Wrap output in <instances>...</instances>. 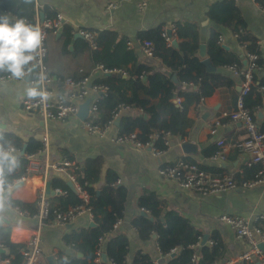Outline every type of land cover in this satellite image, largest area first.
<instances>
[{"label":"crops","instance_id":"1","mask_svg":"<svg viewBox=\"0 0 264 264\" xmlns=\"http://www.w3.org/2000/svg\"><path fill=\"white\" fill-rule=\"evenodd\" d=\"M216 1L219 0H35V4L39 11L36 17L40 18L41 13L44 18H59L61 27L63 24L69 25L71 29L80 28L94 34L101 30L115 31L129 40V46L134 48L139 61L147 62L151 57L143 53L138 33L156 26L185 20L199 25L201 43L205 44L209 29L215 27L222 33L220 37L222 45L229 50L240 52L234 33L215 25L207 16L210 5ZM141 2H145L146 6L139 7ZM234 2L241 10L247 31L256 37L264 62V7L255 0ZM108 3H113L115 6L106 8ZM61 27L55 32H49L45 39L47 48L45 61L53 79L49 88L55 99L65 94L62 78L70 76L80 79L83 76L91 83L103 73L99 64L91 59L90 49L82 48V44L85 42L88 44L84 38L75 37L74 34L66 45L67 51L61 48L59 33H56ZM89 47L92 48L90 45ZM155 63L157 67L163 68L160 62ZM262 71L259 73L260 76H264L261 74ZM26 76L24 79H2L0 76V134L16 137L24 147L29 140L41 142L46 130L48 149L38 158V167L29 172L27 181L21 182L18 186L16 184L19 182L14 183L12 187L0 192V227L10 228L11 242L26 243L27 246L29 238L38 234L39 264H48L49 256H53L54 263L57 264L56 258L59 254H70L71 248L63 237L72 229L89 225L90 220L86 213L79 214L68 225L58 224L51 218L47 220L45 226L38 228L36 218L15 210L9 198L32 204L36 202L38 195L44 192L51 201L55 196L66 194V187L73 192L78 191L82 198L81 190L77 189L65 173L50 165L68 158L72 164L74 162L82 166L87 159L100 157L101 177L91 190L95 192L100 190L106 175H116V182L127 189L123 216L115 231L124 233L128 238L129 253L126 257L128 264L137 250L151 251L155 255V238L153 237L149 242L142 241L132 224V220L140 216L142 211L137 206V197L145 190L157 195L165 210L177 212L200 230L202 236L207 234V243L211 244L210 238H215L216 243L223 247L220 263L258 262L254 260L255 256L249 260L241 259L242 254L249 249L248 243L238 237L228 225L217 220V216L220 214L242 216L250 224L258 223L264 228V182L254 187H245L241 184L218 194H201L195 190L181 188L176 180L161 177L158 173L159 167L172 165L184 156H188L200 167L213 173L234 172L244 163H248L249 153L231 148L227 144L244 135L245 130L241 121L224 116L236 109V99L241 87L239 76H232L234 82L232 87L217 89L210 96L203 98L200 102L201 117L195 119V110L189 113L193 116L194 124L186 129V139L171 137L169 146L158 155L153 154L148 148L116 145L105 138L91 134L82 129L81 120L77 116H67L60 120L43 119L39 115L25 111L21 100L29 96L27 90L30 88L32 74L29 80ZM183 85L187 86V84ZM86 98L93 102L96 94L89 91ZM128 112H131L129 106L121 109L117 117L120 118ZM256 112L257 122L261 123L264 120V107ZM214 120L220 121L216 127L211 125ZM116 132V126L113 124L110 134ZM219 139L225 142L222 157L213 158L215 152L205 157L204 152L207 149L214 146L220 149L216 144ZM182 140L197 144L198 154L185 155L180 149ZM53 178H60L64 187L53 188ZM69 181L74 190L68 186ZM0 264H6L5 260H0Z\"/></svg>","mask_w":264,"mask_h":264},{"label":"trees","instance_id":"2","mask_svg":"<svg viewBox=\"0 0 264 264\" xmlns=\"http://www.w3.org/2000/svg\"><path fill=\"white\" fill-rule=\"evenodd\" d=\"M255 1L264 7V0ZM7 12L14 13L17 18L23 17L29 23L34 22L39 13L35 0H0V14ZM207 16L215 25L234 33L236 43L241 49L239 52L225 48L220 41L222 33L211 27L205 42V51L213 66L217 68L215 72L206 71L201 62L199 25L189 20L175 22L177 48L167 46L161 26L138 33L141 41L150 40L153 43V57L147 62L139 61L134 48L128 45L129 40L113 30L96 32L94 48H90L86 42L82 44V48L90 49L91 59L96 64H102L103 69L109 71L117 68L126 71L123 76L104 70L101 76L91 82L92 85L105 86L106 90L95 101V111L89 119L90 123L103 126L113 119L117 109L129 106L131 112L121 115L116 125L117 136L134 134L139 142H153L155 148L165 150L168 146L160 139L153 140L152 135L167 132L171 137L186 139V129L194 124L190 111L195 110L201 99L210 96L217 89L233 86V75L227 70L229 66L252 68L251 85L242 96L241 103L251 111L257 121L256 109L261 110L264 107V76L259 75L264 70V62L257 39L247 31L241 10L233 0L212 3ZM50 18L52 19H48ZM71 30L69 25L63 24L56 32L59 33V42L64 51H67L66 45L74 35ZM250 56L253 58L250 59ZM155 62H160L163 68L157 67ZM4 74L7 73H0V76ZM173 75L177 82L172 80ZM184 83L187 86L183 85ZM177 98L179 105L175 103ZM257 125L264 133V120L257 122ZM7 147L17 149L18 153L14 157L16 164L11 170L7 162L3 166L2 188L14 183L25 173L27 160L23 154L39 148L40 142L29 140L23 147L16 137L0 134V148ZM216 149L215 146L207 149L204 152L205 157L212 155ZM22 151L23 154H20ZM181 160L196 163L188 156L182 157ZM260 170L259 163H244L237 171H232L236 186L255 180L260 175ZM69 171L80 189L87 192V202L83 201L78 191L73 192L65 185L66 194L55 196L49 201L48 220L53 218V212L57 209L64 210L84 204L92 213L93 225L75 228L65 234L63 239L71 248V253L59 254L56 258L57 264H128V238L124 233L115 231L117 222L123 216L126 187L116 182V175H106L99 193L91 190L101 177L100 157L89 158L82 166L73 162ZM222 173L224 172L213 174ZM52 185L53 188L64 187L60 178H53ZM9 201L30 214L35 211V203L10 198ZM136 203L147 215L135 217L132 220L133 227L144 242H149L153 235L156 236L155 255L151 251L137 250L129 264H156L154 259L157 256L163 257L157 264H220L223 257L222 245L216 243L215 238H210L211 244L206 242L200 245L202 232L177 212L165 210L157 195L142 191ZM256 226L264 230L262 225L257 223ZM0 231V247L3 249V252H0V260H7L6 264H20L23 260L22 249L27 247L26 243L11 242L9 227H0ZM174 248L177 250L171 253ZM78 253L81 256H77ZM102 253L105 254L104 261L100 259ZM243 264L256 263L253 261Z\"/></svg>","mask_w":264,"mask_h":264},{"label":"built area","instance_id":"3","mask_svg":"<svg viewBox=\"0 0 264 264\" xmlns=\"http://www.w3.org/2000/svg\"><path fill=\"white\" fill-rule=\"evenodd\" d=\"M236 1V0H233ZM115 4L108 3L106 8H112ZM146 6L145 2L139 3V7L143 8ZM12 18H17L16 15L12 12H7ZM31 24L38 25L43 34L42 48L37 55L36 60L33 62L35 67L34 71L30 70L26 73L32 74L30 80V87H36L39 92L43 95L37 96H25L21 100V105L23 109L29 113L36 114L41 116L43 119H64L67 116H77L79 110V105L85 100L89 91H92L96 94V99L100 97L106 90L105 86L92 85L89 86L90 82L87 78H81L75 80L72 77L62 78V83L64 85L65 94L59 96L55 99L49 88V84L52 82V76L49 73L48 66L45 61L47 48L45 44V39L49 32H55L61 27L60 19H40L36 17L34 22ZM175 24H164L161 25L162 36L165 39L167 46H171L172 40L175 39ZM73 34H78L84 38L88 44L94 48L95 47V34L91 31L76 28L72 29ZM139 41L141 42L143 53L147 57H153V43L150 40L141 41L138 36ZM129 45V41H128ZM252 59L253 57H249ZM104 72L115 73L119 75H126V71L122 69H112L107 71L103 69L102 64H99ZM233 75L239 76L241 79L240 92L237 97L236 109L224 116L232 120L241 121L245 133L244 135L235 140L229 141L227 144L234 149L245 151L249 153L250 159L248 163H259L261 166L260 175L255 180L245 181L242 183L245 187H254L259 183L264 182V133L260 131L257 125V121L254 118V115L250 110L242 106L241 98L249 90L252 81L253 70L251 67L238 68L234 66H229L228 69ZM2 79H14L9 74H4L1 76ZM186 84V83H184ZM90 102L88 108V117L86 120L81 121V127L83 130L95 134L101 138H105L116 145L121 146H133L135 148H148L153 154H160L163 152L162 149L155 148L153 142L143 144L136 140L134 134L126 136H117V134H110V130L114 124V119L119 115V112L123 108H128V106H121L116 110V113L113 119L103 125L97 126L90 123L89 118L94 114L95 111V101ZM202 100V99H201ZM201 102V101H200ZM175 103L179 105V99H175ZM201 103L197 105L194 112L195 119H198L202 115V109L200 108ZM259 109H256L258 111ZM220 123L219 120H214L211 125L216 127ZM215 129H213L214 131ZM153 140L160 139L164 142L166 146L170 144L171 136L167 132H159L152 135ZM185 140H182L184 142ZM216 144L220 147L212 155L213 158L222 157V151L225 148V142L223 139L217 140ZM48 149V134L44 130L43 137L40 142V147L34 150H31L28 153L23 154V157L27 160V167L25 173L14 181V183H21L29 179V172L36 170L38 167V158ZM5 151H10L11 155L15 157L18 153V150L13 147L4 148ZM72 161L68 158H63L60 161L51 163L50 167L58 169L65 173V175L77 186V189L81 190L75 178L69 171L72 167ZM158 173L161 177L171 178L177 181L179 186L184 189L195 190L201 194H218L229 191L236 187V184L233 180L232 172H224L222 174H213L204 168L200 167L197 163H188L183 162L181 159H178L172 165H163L159 167ZM14 183L6 185L2 188V191L13 186ZM1 192V191H0ZM82 199L84 202H87V194L85 191L81 190ZM15 210L19 211L21 214L35 217L37 220V227L45 226L49 218V200L44 192H41L35 202V211L30 214L29 212L22 210L18 205L14 206ZM86 213L90 222H93V216L89 207L80 204L74 207H68L67 209H57L53 212V219L56 223L61 225L70 224L76 216L79 214ZM217 220L228 225L235 234L246 240L248 243V251L242 254L241 259L249 260L255 256L256 261L260 264H264V252L258 248L259 243H264V230L256 226V224H250L242 216L230 215V214H220L217 216ZM119 221L117 222V224ZM116 224V226H117ZM115 226V227H116ZM39 235L35 234L31 236L27 242V247L22 249L23 260L21 264H39V255H40V245H39ZM211 242V241H210ZM157 248V246H156ZM177 248L171 250V253L176 251ZM99 255V254H98ZM163 258L162 256L154 259V262L157 264L159 260ZM101 259V255H100ZM7 263V260H5ZM209 264H217V262H212ZM220 264H229V262H222Z\"/></svg>","mask_w":264,"mask_h":264},{"label":"clouds","instance_id":"4","mask_svg":"<svg viewBox=\"0 0 264 264\" xmlns=\"http://www.w3.org/2000/svg\"><path fill=\"white\" fill-rule=\"evenodd\" d=\"M42 42L43 34L38 25L27 22L23 17L12 18L0 14V73H7L14 79H24L42 48ZM27 91L30 96L43 95L36 87H30ZM5 162L9 170L16 164L10 151L0 148V191Z\"/></svg>","mask_w":264,"mask_h":264},{"label":"water","instance_id":"5","mask_svg":"<svg viewBox=\"0 0 264 264\" xmlns=\"http://www.w3.org/2000/svg\"><path fill=\"white\" fill-rule=\"evenodd\" d=\"M43 15L40 13V19H43ZM75 37H81L79 36L78 34H75L74 35ZM171 46H173L174 48H177V41L175 39L172 40V43H171ZM206 47H205V44L204 43H201L200 44V51H199V57L201 59V62L204 64L205 66V69L206 71H209V72H215L217 71V68L215 66H213V64L211 63L210 59L206 56ZM35 67L32 66L31 68V71H34ZM262 75L264 74V72L262 71L261 73ZM31 74H28L26 76V79L29 80V77H30ZM172 80L174 82H177V79L176 77L173 75L172 77ZM89 86H91V83L89 84ZM38 90V89H37ZM39 91V90H38ZM34 97V96H32ZM89 104H90V99H85L80 105H79V110L77 112V117L81 120V121H84L87 119L88 117V108H89ZM259 116L261 117L262 116V113L260 112L259 113ZM144 117H146V115H144ZM119 117H116L115 120H114V125H118V122H119ZM181 140V138H180ZM180 149L181 151L185 154V155H196L198 154V145L195 144L194 142L192 141H184L180 144ZM20 154H23V151L20 153ZM21 183H18L16 184V186L20 185ZM68 186L74 190L73 186H72V183L69 181L68 183ZM46 187L48 188V184H46ZM96 193H99V190L96 191ZM140 215L141 216H146L147 213L145 211H141L140 212ZM89 225H93V222L91 221L89 223ZM154 238H156L155 235H153ZM207 240V234H203L202 236V239H201V242H200V245L204 244ZM258 248L260 250H262L264 252V243H259L258 244ZM0 251H3L2 249ZM77 256H81L80 253L77 254ZM101 259L104 261L105 260V254H101ZM47 261H48V264H55L54 263V259H53V256H49L47 257ZM256 264H260L259 262H257Z\"/></svg>","mask_w":264,"mask_h":264}]
</instances>
